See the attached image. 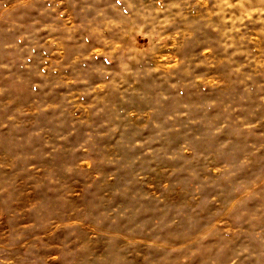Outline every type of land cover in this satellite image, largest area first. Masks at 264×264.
<instances>
[{
  "label": "clouds",
  "instance_id": "9594fccd",
  "mask_svg": "<svg viewBox=\"0 0 264 264\" xmlns=\"http://www.w3.org/2000/svg\"><path fill=\"white\" fill-rule=\"evenodd\" d=\"M0 16V264H264V0Z\"/></svg>",
  "mask_w": 264,
  "mask_h": 264
},
{
  "label": "rangeland",
  "instance_id": "374dc122",
  "mask_svg": "<svg viewBox=\"0 0 264 264\" xmlns=\"http://www.w3.org/2000/svg\"><path fill=\"white\" fill-rule=\"evenodd\" d=\"M13 2H14V0H5V3H7V4H11ZM0 19H2V16H0ZM7 135H8V133H7V131H5L3 133V135L0 136V158H2L4 156V154L8 148ZM262 163H264V162H262ZM22 203H23V201H18L17 206H19ZM0 207H2V206H0ZM10 219H11V217L7 214L0 215V227L6 226V224L8 223V221ZM121 243H124V242L121 241Z\"/></svg>",
  "mask_w": 264,
  "mask_h": 264
}]
</instances>
